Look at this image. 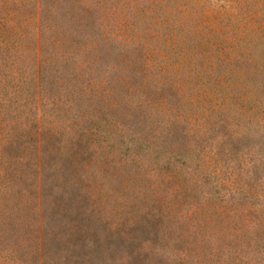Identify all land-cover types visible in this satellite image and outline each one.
I'll use <instances>...</instances> for the list:
<instances>
[{"label": "trees", "instance_id": "16d2710c", "mask_svg": "<svg viewBox=\"0 0 264 264\" xmlns=\"http://www.w3.org/2000/svg\"><path fill=\"white\" fill-rule=\"evenodd\" d=\"M115 5L0 0V264H149L179 194L263 185L264 66L236 59L244 35L215 47L214 105L196 116L182 82L141 76L167 71L169 43L186 51L181 28L148 31ZM109 17L131 31L120 51Z\"/></svg>", "mask_w": 264, "mask_h": 264}, {"label": "rangeland", "instance_id": "374dc122", "mask_svg": "<svg viewBox=\"0 0 264 264\" xmlns=\"http://www.w3.org/2000/svg\"><path fill=\"white\" fill-rule=\"evenodd\" d=\"M74 1L81 3L85 9H93L97 16L101 11L98 8L100 5L106 7L107 4L114 3L122 11L121 17L126 15L125 18L131 22L136 20L141 28L154 33L160 31L167 34L181 28V33L178 34L179 46L186 51L175 53L172 48H175L177 41L169 43L166 48H162L164 53L169 52L162 59L167 71L148 65V73H145L146 70L141 76L148 81L149 77L154 80L165 77V80L182 82L180 94H183L185 100L190 99L185 103L186 112L189 114L194 112L196 116H200L202 112H207V106L214 105V92L213 95L210 93L214 89L204 88L214 87L217 57L215 47L221 48L225 53L229 52V46H235L236 36L244 35V55L248 57L237 55L236 59L239 58V62L244 64L245 59L255 58L254 64L264 66V0H109V3L107 0ZM144 4L148 5L145 15L138 16L142 12L137 10V6L142 8ZM179 8L185 14H180ZM108 10L113 11L114 7L110 6ZM107 14L108 17L110 14ZM167 19L171 21V25H165ZM173 20L180 25L174 24ZM107 21L113 23L115 30V33L110 34L116 38L112 45L120 51L123 44L127 43L125 38L131 35L130 28L124 27V24L121 26L123 35L116 36L114 34L120 25L112 17ZM128 26L131 25L128 23ZM215 41V45L211 44ZM129 47L125 49L132 46ZM251 49L256 50L254 55L248 53ZM128 52L131 56L135 55L130 50ZM230 68L231 66L223 67L225 74H231ZM130 70L131 68L127 72L131 73ZM242 72L244 74L245 69L236 71L235 77ZM240 88L243 89L242 86ZM211 96L213 97L210 100ZM233 118L231 120H236ZM250 126L252 131L259 127L256 121ZM261 135L264 139V132ZM253 145H256L251 147L253 151L260 148L264 154V142ZM261 181V187L251 188L245 194L228 189L214 192L208 188L186 190L179 194L178 206L171 210L163 209L165 215L171 213V219L174 217L177 221L171 226L166 225L161 236L162 244L161 239L148 242L149 264H264V167ZM161 196L167 199L166 194L162 193Z\"/></svg>", "mask_w": 264, "mask_h": 264}]
</instances>
